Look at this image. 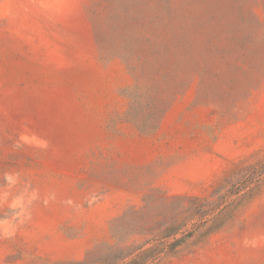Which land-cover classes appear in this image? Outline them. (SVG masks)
Returning <instances> with one entry per match:
<instances>
[{
	"label": "rangeland",
	"instance_id": "rangeland-1",
	"mask_svg": "<svg viewBox=\"0 0 264 264\" xmlns=\"http://www.w3.org/2000/svg\"><path fill=\"white\" fill-rule=\"evenodd\" d=\"M170 226L157 264H264V0H0V264Z\"/></svg>",
	"mask_w": 264,
	"mask_h": 264
},
{
	"label": "trees",
	"instance_id": "trees-1",
	"mask_svg": "<svg viewBox=\"0 0 264 264\" xmlns=\"http://www.w3.org/2000/svg\"><path fill=\"white\" fill-rule=\"evenodd\" d=\"M148 108V109H147ZM144 112L147 113L148 122L152 121L153 118L157 117V113H153L147 105L144 107L139 106L134 115L131 114V117L135 118V122L139 123L141 120L139 117ZM179 227L170 226L167 227L160 235V239L163 241L162 245H153L146 249L143 247L146 244L141 245L137 249V254L128 261V264H157L162 256H169L175 254V252L191 238L192 233L186 235L182 234L178 237Z\"/></svg>",
	"mask_w": 264,
	"mask_h": 264
}]
</instances>
